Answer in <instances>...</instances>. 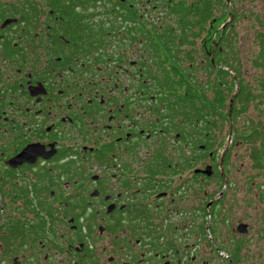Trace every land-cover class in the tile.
<instances>
[{"label":"flooded vegetation","instance_id":"af4514ba","mask_svg":"<svg viewBox=\"0 0 264 264\" xmlns=\"http://www.w3.org/2000/svg\"><path fill=\"white\" fill-rule=\"evenodd\" d=\"M170 3L0 0V264H200L223 192L204 204L185 93H156L198 43L166 47L187 32L156 27Z\"/></svg>","mask_w":264,"mask_h":264},{"label":"rangeland","instance_id":"374dc122","mask_svg":"<svg viewBox=\"0 0 264 264\" xmlns=\"http://www.w3.org/2000/svg\"><path fill=\"white\" fill-rule=\"evenodd\" d=\"M190 1L184 0V4ZM211 9L213 16L204 25V30L203 26L190 28L191 32H198L192 63L187 61L184 54L175 55L179 60L182 78L189 84L197 82V93L204 94L208 103L215 105L216 96L209 85L214 84L217 90L220 88L223 92L225 87L228 88L224 93V107L217 109L211 118L216 124L213 128L215 143L221 146L218 145L212 159L205 156L207 151L204 153V165H211L214 173L205 187L207 196L203 202L205 204L209 197L220 192L223 195L215 208V217H211L210 211L204 207L203 237H199L197 244L200 250L199 263L264 264V0H211ZM151 13L152 19H157V28L161 25V29L179 30L177 16L168 9L162 16V12L157 10L155 14ZM227 26L229 29L220 45L225 50L222 58H227L237 77L232 70L225 68L230 76L222 81L226 84L219 87L220 80L214 74L208 76L204 72V64L211 62L216 43L223 36L222 29ZM201 44L204 45L203 51ZM125 48L128 59L132 49ZM135 49L137 52V46ZM166 70L171 78L172 73L168 68ZM160 71H156V76L162 82ZM173 80L178 81L174 77ZM238 80L241 81L245 96L236 101ZM199 107L202 108V105L199 104ZM254 129L253 138L244 140ZM225 152L229 156L226 167H223L219 162L221 154ZM218 174L223 175L222 180H219ZM240 225L246 226L245 233L237 232ZM58 231L61 235L62 230ZM48 238L47 248H54L56 243H61L58 234ZM215 246L219 248V254H216ZM233 253H236L235 261L232 260ZM9 256L5 254L7 259ZM24 258L29 262L31 253H26ZM104 259L101 261L104 262ZM29 264H36L35 260Z\"/></svg>","mask_w":264,"mask_h":264},{"label":"trees","instance_id":"16d2710c","mask_svg":"<svg viewBox=\"0 0 264 264\" xmlns=\"http://www.w3.org/2000/svg\"><path fill=\"white\" fill-rule=\"evenodd\" d=\"M171 6V13H173L176 17V23L179 27V30H186L187 32H179L176 36H169L170 42L167 44L164 42L166 47H169V45H175L174 40L179 39L178 45L182 46L183 44H187L188 46H193L195 44L194 41H191L190 39L196 38L198 35V32H191L190 28H198L200 26L208 24L210 20L212 19L211 14V0H191L188 4H184V0H171L170 3ZM229 29V26L224 28L223 36L220 37V42L218 45V49H216L211 57V62H206V66H204V72L208 74V76L214 74L217 79H219L218 86H223L226 83L222 82L225 81L226 77H229L230 74L228 73L225 68L232 70L234 72V76L237 77L236 71L231 67L230 63L228 62L227 58H222V56L225 54V50L221 48V43L224 41L226 37L227 30ZM173 35V34H172ZM183 40L180 41V38H183ZM170 54L172 55L173 64H170L169 71L172 73L171 78L168 77V71L164 68V66L159 65L157 68H160V72L162 73L163 81L159 82L156 81V93H169V92H177L181 95L185 93L186 99H187V105H188V122L190 125V122L194 120L192 127L193 132H196L198 129H195V125H197L199 122L201 123V127L203 130V138L200 140L198 138V144H202L204 147V152H208V150H212L214 146L213 153H216L219 146L221 144H216L214 140L213 135V128L215 127V121L211 120L212 117L215 115V111L217 109H222L224 107L223 103L225 100L224 93L228 90L227 87H225V92H223L220 88L219 90L216 89V85L211 84L209 87L211 88V91H215V105L208 103L206 97L204 94L197 93V82H194L193 84L186 83L185 79L182 78V71L180 70V64L178 63L179 60L174 57V53L170 50ZM205 56V55H204ZM187 60L192 63V57L190 53L186 54ZM207 59V58H206ZM193 66V65H192ZM191 66V69L193 67ZM157 72L158 76H161V73ZM190 76V74H187ZM173 77L175 79H178V81H174ZM243 86L241 85V81L238 80V93L236 95V101L244 99L245 94L243 93ZM200 94V95H199ZM201 98V99H200ZM199 104L202 105V108L199 107ZM217 105V107H216ZM219 106V107H218ZM190 132V131H189ZM255 133V129L253 133H250L248 137L243 138L244 140H250V138H253V135ZM196 135V133H194ZM219 145V146H218ZM216 146V147H215ZM206 157H208V154H205ZM229 153L225 152L222 163L223 167H226L227 160H228ZM219 176V175H218ZM219 179L222 180V177L219 176ZM214 209V208H213ZM236 253L232 254V260H236ZM227 264H229L227 262Z\"/></svg>","mask_w":264,"mask_h":264},{"label":"water","instance_id":"95a60500","mask_svg":"<svg viewBox=\"0 0 264 264\" xmlns=\"http://www.w3.org/2000/svg\"><path fill=\"white\" fill-rule=\"evenodd\" d=\"M222 32H223V29H222ZM234 97H235V96H233V98H234ZM233 98H232L231 101H230L229 117H230V115H231V103H232V101H233ZM223 155H224V153L221 154V157H220V160H221V161H222V159H223ZM203 173L206 174V175H209V174H210V168L207 167ZM245 231H246V226H245V225H240V226L237 228V232H239V233H245Z\"/></svg>","mask_w":264,"mask_h":264}]
</instances>
